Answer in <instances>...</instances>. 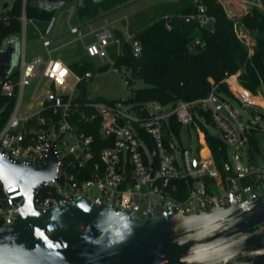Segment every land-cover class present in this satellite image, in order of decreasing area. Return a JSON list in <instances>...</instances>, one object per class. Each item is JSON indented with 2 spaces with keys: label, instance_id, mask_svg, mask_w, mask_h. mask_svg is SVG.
<instances>
[{
  "label": "built area",
  "instance_id": "2783aa9c",
  "mask_svg": "<svg viewBox=\"0 0 264 264\" xmlns=\"http://www.w3.org/2000/svg\"><path fill=\"white\" fill-rule=\"evenodd\" d=\"M218 1L227 16L234 18L237 12L232 0ZM237 1L243 14L264 9V0ZM26 5L27 0H23L18 65L0 86L1 96L14 101L12 113L0 130V153L12 161L39 167L47 163L50 155L56 157L54 178L35 191L34 203L39 210H49L71 196H87L94 202L104 200L116 211L133 214L144 222L152 210L158 217L174 208L189 216L216 206L227 207L232 200L242 204L264 195V129L258 122L245 124L231 103L238 102L245 111L264 109L263 93L254 95L236 75L226 80L233 99L213 90L204 100L181 101L175 108L145 104L137 118H131L119 103L82 97V86L94 73L82 75L54 57L51 35L57 19L53 17L41 30L28 18ZM13 7L14 2L7 11ZM74 10H70V18ZM187 20H197L202 27L213 21L206 15L202 0L197 12ZM30 27L41 40L46 56L27 58L25 43ZM69 33L78 36L73 43L79 44L86 58L101 61L103 67L115 65L110 57L112 47L117 49L118 56L123 55V42L107 27L92 30L96 38L93 42H87L89 34H80L78 28L70 27ZM126 42L131 44L135 57L142 54V45L134 35L129 34ZM199 43L197 40L196 44ZM197 108L210 114L228 154L234 151L221 168L200 124L211 126ZM173 116L190 135L191 129H195V148L183 147V132L181 141L175 136L170 123ZM133 122L139 123V130ZM251 130H258L261 135L259 152L250 145ZM207 180L211 182L208 184ZM94 189L100 196L91 198L89 192ZM22 196L19 186L3 195L0 227L14 223L19 214L16 200Z\"/></svg>",
  "mask_w": 264,
  "mask_h": 264
},
{
  "label": "water",
  "instance_id": "95a60500",
  "mask_svg": "<svg viewBox=\"0 0 264 264\" xmlns=\"http://www.w3.org/2000/svg\"><path fill=\"white\" fill-rule=\"evenodd\" d=\"M76 1L86 0H46L40 5L55 11ZM203 27L214 30L211 22ZM19 54L15 41L0 51V86ZM132 124L139 130V123ZM195 165L199 168L196 159ZM56 167L54 155L39 167L0 153L4 194L15 186L23 193L16 200L14 223L0 227V264H264V195L189 216L174 208L158 217L152 210L144 222L87 196H71L39 210L35 191L54 178ZM121 233L125 239L117 242Z\"/></svg>",
  "mask_w": 264,
  "mask_h": 264
},
{
  "label": "trees",
  "instance_id": "16d2710c",
  "mask_svg": "<svg viewBox=\"0 0 264 264\" xmlns=\"http://www.w3.org/2000/svg\"><path fill=\"white\" fill-rule=\"evenodd\" d=\"M43 1L46 0H27L26 5L28 18L33 19L41 30L46 29L56 11L41 7L40 3ZM110 1L86 0L80 3V15L95 20L116 8L131 4L134 0ZM202 3L206 7V15L213 19V31L202 27L197 20H187L188 16L197 12L200 0H180L177 3L154 5L139 14V29L132 34L142 45V54L139 57L134 56L131 44L126 42L123 34L115 35L123 42V55L118 56L115 47L110 49V57L115 62L114 68L131 72L134 79L145 84L130 103H156L161 107L175 108L181 101L192 103L204 100L213 90L221 96L233 99L226 80L236 75L241 85L251 93L264 94V14L254 9L242 18L246 28L258 32L255 53L250 56L248 48L236 34L234 20L227 16L223 5L218 0H202ZM22 14L23 0H15L13 9L0 19V51L10 41H15L21 52ZM30 30L32 37L36 38L33 27ZM197 40L199 44H196ZM109 66L98 70L106 72ZM70 67L82 75L96 71L94 63L87 58ZM87 96L83 85L82 97ZM13 104V99L0 94V130L11 115ZM197 109L206 123L216 129L210 114ZM170 123L175 136L181 141L183 127L174 116L170 118ZM200 125L215 162L221 168L229 160L228 147L218 135L210 132V128ZM261 141L259 131L251 130L249 142L257 152L260 151ZM210 182L207 180L208 184ZM3 195L0 184V201Z\"/></svg>",
  "mask_w": 264,
  "mask_h": 264
},
{
  "label": "rangeland",
  "instance_id": "374dc122",
  "mask_svg": "<svg viewBox=\"0 0 264 264\" xmlns=\"http://www.w3.org/2000/svg\"><path fill=\"white\" fill-rule=\"evenodd\" d=\"M15 0H0V19L6 15L8 12L4 8L5 4H13ZM180 0H134L129 7H120L116 8L111 12L105 13L99 18L93 20L96 21L94 27L90 26L88 33L90 37H95L91 34L93 31H99L103 27L110 29L114 35L123 34H134L137 29H139V20L138 16L141 12L149 9L154 5H159L162 3H177ZM224 3L226 0H223ZM110 2H113L111 0ZM35 4V1L33 2ZM80 3L78 1L74 3H69L63 6L60 9H57L54 13V17L57 19V23L53 29L51 38L63 34L66 35L70 31V27L81 26V24H86L91 21L85 16H81L79 12ZM74 10V15L71 21H69L70 10ZM117 11V12H116ZM261 14H264V9L259 10ZM245 14L242 12L238 13L232 18L235 22L236 34L240 40L246 45L249 50V55L252 56L255 53L257 45V36L258 32L250 30L244 26L242 23V18ZM108 16V17H106ZM106 17V18H105ZM34 34V33H33ZM36 38L32 37V31L28 30L27 42L25 43V50L27 58L30 59L37 55L46 56V52L42 47V42L39 37L34 34ZM74 37H66L54 44L53 49L54 57L61 59L65 64L72 65L76 62H79L82 59L86 58L85 52L81 48H77L79 44L73 43ZM89 41V40H88ZM96 71L93 78L89 81H86L84 84V89L88 96L93 97L94 99H99L100 101L106 102H116L122 105V110L131 118H137L138 110L145 107V105L132 104L129 101L134 99L136 92L145 87L143 81L134 79L131 72L123 69H115L112 65L109 66V69L106 72H101L98 69L103 67V64L99 60L94 62ZM18 62L15 66L17 67ZM127 81L130 82L128 86ZM232 105L235 110L240 114L245 124L247 121L258 122L264 129V109H251L243 110L238 102L232 100ZM141 106L140 108H136ZM210 132L214 135H218V130L214 127H210ZM205 134V133H204ZM261 137V135H260ZM198 139L196 136L195 129H191V135L187 129L183 130V147L190 149L191 147L195 148L197 146ZM233 149L230 151V157L233 155ZM179 157V155H178ZM264 157V149H263ZM259 163H262V160H258ZM91 198H96L100 196L98 190L94 189L89 192Z\"/></svg>",
  "mask_w": 264,
  "mask_h": 264
},
{
  "label": "crops",
  "instance_id": "0c3cea01",
  "mask_svg": "<svg viewBox=\"0 0 264 264\" xmlns=\"http://www.w3.org/2000/svg\"><path fill=\"white\" fill-rule=\"evenodd\" d=\"M131 4H132V3H131ZM131 4L127 5L126 7H129ZM232 6H233V8H235L236 12L240 13V12L242 11V7H241L240 3H239L237 0H232ZM116 12H117V11H116ZM73 15H74V13H73ZM73 15H72L71 18H70V16H69V18H70L69 21L72 20ZM106 17H108V16H106ZM106 17H105V18H106ZM95 24H96V21L91 20V21L87 22L86 24H81V26H79V27H78V26H74V27H75V28H78V29L80 30V34H82V35H87L89 27H90V26L94 27ZM69 32H70V31H69ZM69 32H68V34H66V35L60 34V35L54 37L52 40H53L54 43L56 44L57 42H60L61 40L65 39V38L68 36V37H74V38H73V41H74L78 36H77V35H71ZM128 35H129L128 33L125 34V38H126ZM88 40H89V41H88ZM95 40H96L95 37H90V36H88V37L86 38V41H87V42H93V41H95ZM73 41H72V42H73ZM77 48H81V47L78 46ZM81 49H82V48H81ZM82 60H83V59H82Z\"/></svg>",
  "mask_w": 264,
  "mask_h": 264
},
{
  "label": "clouds",
  "instance_id": "9594fccd",
  "mask_svg": "<svg viewBox=\"0 0 264 264\" xmlns=\"http://www.w3.org/2000/svg\"><path fill=\"white\" fill-rule=\"evenodd\" d=\"M124 239H125V237H124V235L122 233L117 235V238H116L117 242L118 241H123Z\"/></svg>",
  "mask_w": 264,
  "mask_h": 264
}]
</instances>
